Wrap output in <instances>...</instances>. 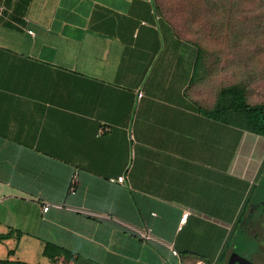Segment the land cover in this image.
Listing matches in <instances>:
<instances>
[{
  "label": "crops",
  "instance_id": "0c3cea01",
  "mask_svg": "<svg viewBox=\"0 0 264 264\" xmlns=\"http://www.w3.org/2000/svg\"><path fill=\"white\" fill-rule=\"evenodd\" d=\"M198 58L156 0H0V260L229 264L264 136L205 113Z\"/></svg>",
  "mask_w": 264,
  "mask_h": 264
},
{
  "label": "rangeland",
  "instance_id": "374dc122",
  "mask_svg": "<svg viewBox=\"0 0 264 264\" xmlns=\"http://www.w3.org/2000/svg\"><path fill=\"white\" fill-rule=\"evenodd\" d=\"M160 13L183 39L203 51V80L212 101L226 86L240 85L248 103L264 104V0H156ZM184 10L175 14L173 4ZM181 9V8H180ZM215 103V102H214ZM264 193V171L253 186L245 215ZM241 220L225 247L237 244V253L248 242ZM253 241L247 244L253 246Z\"/></svg>",
  "mask_w": 264,
  "mask_h": 264
},
{
  "label": "trees",
  "instance_id": "16d2710c",
  "mask_svg": "<svg viewBox=\"0 0 264 264\" xmlns=\"http://www.w3.org/2000/svg\"><path fill=\"white\" fill-rule=\"evenodd\" d=\"M183 4L186 6L185 0H183ZM157 8L159 10L158 5ZM183 10L184 5L182 9V7L179 6V4L176 5V3L173 4L171 8V11L175 14H178L179 11L183 12ZM203 67V51L199 49L198 71L203 69ZM205 113L217 120L238 125L247 131L264 136V104L252 105L248 103L246 90L240 85H230L223 87L218 92L213 108L206 110ZM5 237L7 236H0V239ZM45 254L48 255L52 260H54V258L59 254H65L66 256L71 255L68 251L52 245L46 247ZM0 264L25 263L14 262L10 260H0Z\"/></svg>",
  "mask_w": 264,
  "mask_h": 264
},
{
  "label": "flooded vegetation",
  "instance_id": "af4514ba",
  "mask_svg": "<svg viewBox=\"0 0 264 264\" xmlns=\"http://www.w3.org/2000/svg\"><path fill=\"white\" fill-rule=\"evenodd\" d=\"M253 205L242 220H244L246 238L254 243L253 246L247 244L249 241L244 243L243 251L238 254L254 264H264V193L260 201L253 203ZM237 247V244H235L231 253H237Z\"/></svg>",
  "mask_w": 264,
  "mask_h": 264
},
{
  "label": "built area",
  "instance_id": "2783aa9c",
  "mask_svg": "<svg viewBox=\"0 0 264 264\" xmlns=\"http://www.w3.org/2000/svg\"><path fill=\"white\" fill-rule=\"evenodd\" d=\"M143 97V92H140L139 93V99ZM112 181H118L120 183H123L125 184L127 182V178L125 175H121V176H118L116 178H111ZM72 183H73V187L71 188L72 192H74L75 188L74 186L76 185L77 183V173L74 175L73 177V180H72ZM49 210V206H46L44 207V211H48ZM190 212L186 211L184 214H183V218L182 220L185 222L189 216ZM137 233L139 234V236L141 237V239L144 241V242H151V241H156L157 239L155 238V236L153 235L152 231L150 228H145V229H138L137 230ZM168 247L171 249L172 253L174 255H177L179 256V252L174 248L173 245H169L167 244Z\"/></svg>",
  "mask_w": 264,
  "mask_h": 264
},
{
  "label": "water",
  "instance_id": "95a60500",
  "mask_svg": "<svg viewBox=\"0 0 264 264\" xmlns=\"http://www.w3.org/2000/svg\"><path fill=\"white\" fill-rule=\"evenodd\" d=\"M239 263V264H254L250 261H248L246 258L242 257L241 255H239L236 252H233L230 257H229V264H235V263Z\"/></svg>",
  "mask_w": 264,
  "mask_h": 264
}]
</instances>
